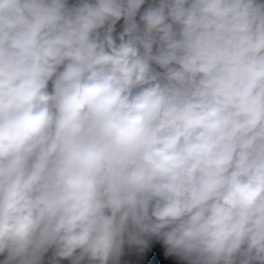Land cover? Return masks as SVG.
I'll return each instance as SVG.
<instances>
[{
	"label": "clouds",
	"instance_id": "obj_1",
	"mask_svg": "<svg viewBox=\"0 0 264 264\" xmlns=\"http://www.w3.org/2000/svg\"><path fill=\"white\" fill-rule=\"evenodd\" d=\"M145 5L0 0V264H264V0Z\"/></svg>",
	"mask_w": 264,
	"mask_h": 264
},
{
	"label": "trees",
	"instance_id": "obj_2",
	"mask_svg": "<svg viewBox=\"0 0 264 264\" xmlns=\"http://www.w3.org/2000/svg\"><path fill=\"white\" fill-rule=\"evenodd\" d=\"M70 3H76L77 0H69ZM152 0H146V5L152 3ZM123 21L118 23V28L122 25ZM51 253L47 254L45 257L44 264H49V257ZM163 258V264H187L186 261L182 260L178 256L169 255L167 253V248L163 244V241L158 238H150L148 241V246L146 248H140L135 245L125 244L124 252L120 258V264H149V261L160 260ZM3 257L0 256V261ZM61 264H70L69 261H61Z\"/></svg>",
	"mask_w": 264,
	"mask_h": 264
},
{
	"label": "rangeland",
	"instance_id": "obj_3",
	"mask_svg": "<svg viewBox=\"0 0 264 264\" xmlns=\"http://www.w3.org/2000/svg\"><path fill=\"white\" fill-rule=\"evenodd\" d=\"M153 1V0H152Z\"/></svg>",
	"mask_w": 264,
	"mask_h": 264
}]
</instances>
